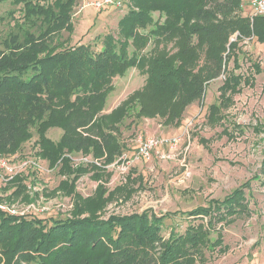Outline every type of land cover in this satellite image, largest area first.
<instances>
[{
  "label": "trees",
  "instance_id": "trees-1",
  "mask_svg": "<svg viewBox=\"0 0 264 264\" xmlns=\"http://www.w3.org/2000/svg\"><path fill=\"white\" fill-rule=\"evenodd\" d=\"M12 1L39 32L24 33L22 39L11 36L0 50V156L18 153L35 130L38 156L51 168L60 166L68 178L79 172L70 169L68 154L90 155L105 169L122 155L120 126L127 118H158L164 127H178L186 109L223 75L217 103L206 115L210 126L218 125L232 97L253 80L226 73L230 61L239 69L238 44L251 39L264 43V17H242L241 0H130L117 24V39L105 36L98 52L88 45L58 42L69 30L78 0ZM174 39V55L154 46ZM149 43L153 47L146 51ZM130 68L146 75L144 87L102 114L112 80ZM255 72L260 73L259 67ZM54 128L62 132L57 142L47 137ZM66 183L73 194L72 183ZM245 187L185 213L205 223L189 225L181 235L171 231L167 239L162 226L171 215L144 211L103 220L97 215L105 202L101 200H85L76 205L72 218L63 220L0 212V264H205L207 252L228 250L217 225H229L234 216L248 213Z\"/></svg>",
  "mask_w": 264,
  "mask_h": 264
},
{
  "label": "rangeland",
  "instance_id": "rangeland-1",
  "mask_svg": "<svg viewBox=\"0 0 264 264\" xmlns=\"http://www.w3.org/2000/svg\"><path fill=\"white\" fill-rule=\"evenodd\" d=\"M241 1L239 14L250 17L247 0ZM92 2L94 0L77 1L69 30L58 36L59 43L65 47L88 45L93 52H98L105 36L117 39V24L128 12L130 0H121L119 7L98 12L90 6ZM152 17L159 20L157 13ZM32 23L23 18L20 5L3 0L0 3V50L11 36L22 39L24 33L38 34V26ZM175 41L154 46L165 50L168 56L174 55L178 51ZM152 47L153 43H149L145 50L150 51ZM238 49L239 69L234 70L230 61L226 73L233 72L253 80L250 86H243L232 97L233 104L222 112L218 125L210 126L206 115L208 107L217 103L223 75L208 84L201 101L186 109L178 127H164L158 118L138 122L127 118L120 126L122 155L105 169L90 155L72 153L67 155L71 161L70 169L79 172L68 178L60 166L51 168L38 156L37 135L32 130L31 139L18 153L3 156L14 173L9 177L0 171V212L46 221L63 220L72 218L76 205H83L85 200H101L105 202L97 215L103 220L113 215L144 211L157 217L171 215L172 219L164 220L162 226V237L167 239L171 231L181 235L189 225L205 223V220L187 217L185 213L207 207L210 200L221 201L246 184L243 193L248 213L234 216L229 225H217L216 231L229 246L243 245V251L247 253L257 249L263 251L264 43L244 40L238 44ZM255 66L259 67V74H256ZM146 78L136 68L128 69L123 77H115L113 91L107 97L102 114L110 113L133 92L141 90ZM61 135V130L56 128L47 132L53 142ZM148 138L177 139V144L163 147L159 152L152 151L145 158L137 154V149L140 142ZM92 165L100 169H93ZM66 181L72 183L73 194ZM211 237L214 240L216 233ZM216 250L207 252L206 256L209 259L215 254L219 256Z\"/></svg>",
  "mask_w": 264,
  "mask_h": 264
},
{
  "label": "built area",
  "instance_id": "built-area-1",
  "mask_svg": "<svg viewBox=\"0 0 264 264\" xmlns=\"http://www.w3.org/2000/svg\"><path fill=\"white\" fill-rule=\"evenodd\" d=\"M247 5L250 8L251 18L252 17H264V0H247ZM120 0H94L90 6L95 11H101L102 9L109 7H119ZM177 139H156L148 138L140 142L137 149V154L147 158L149 153L152 151L159 152L163 147H175ZM0 171L7 176L11 177L13 168L9 165L8 160L5 157L0 156Z\"/></svg>",
  "mask_w": 264,
  "mask_h": 264
},
{
  "label": "crops",
  "instance_id": "crops-1",
  "mask_svg": "<svg viewBox=\"0 0 264 264\" xmlns=\"http://www.w3.org/2000/svg\"><path fill=\"white\" fill-rule=\"evenodd\" d=\"M246 9L250 11L248 5H246ZM223 246H226L228 250L223 254H219V256L215 254L212 257L213 259L208 258L206 264H210L212 261L214 264H264V250L257 249L251 253H247L243 251V245L235 247L223 242Z\"/></svg>",
  "mask_w": 264,
  "mask_h": 264
}]
</instances>
